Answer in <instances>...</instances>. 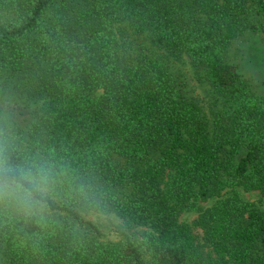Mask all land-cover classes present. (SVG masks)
I'll return each mask as SVG.
<instances>
[{"label":"trees","instance_id":"16d2710c","mask_svg":"<svg viewBox=\"0 0 264 264\" xmlns=\"http://www.w3.org/2000/svg\"><path fill=\"white\" fill-rule=\"evenodd\" d=\"M250 31L264 0H0V105L111 213L0 220V264H264V95L230 59Z\"/></svg>","mask_w":264,"mask_h":264},{"label":"clouds","instance_id":"9594fccd","mask_svg":"<svg viewBox=\"0 0 264 264\" xmlns=\"http://www.w3.org/2000/svg\"><path fill=\"white\" fill-rule=\"evenodd\" d=\"M19 114L0 105V220L47 228L67 202L90 221L105 224L111 213L102 187L63 158L34 151L23 143Z\"/></svg>","mask_w":264,"mask_h":264},{"label":"rangeland","instance_id":"374dc122","mask_svg":"<svg viewBox=\"0 0 264 264\" xmlns=\"http://www.w3.org/2000/svg\"><path fill=\"white\" fill-rule=\"evenodd\" d=\"M230 59L236 63L242 75L251 81L258 94L264 95V33L245 32L235 45L231 48ZM189 80L190 77H189ZM195 84V85H194ZM189 88L194 91L200 101L208 103L207 95L202 87L193 80L189 83ZM249 200L262 204L264 199L256 192H246L244 195ZM196 217L195 212L182 214V220L192 223ZM195 233L200 237L201 230L195 227Z\"/></svg>","mask_w":264,"mask_h":264}]
</instances>
